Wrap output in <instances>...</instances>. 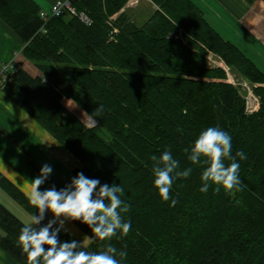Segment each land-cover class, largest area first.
I'll return each instance as SVG.
<instances>
[{
  "label": "trees",
  "instance_id": "obj_1",
  "mask_svg": "<svg viewBox=\"0 0 264 264\" xmlns=\"http://www.w3.org/2000/svg\"><path fill=\"white\" fill-rule=\"evenodd\" d=\"M152 1L159 9L138 25L123 10L128 0H74L91 24L77 15L44 21L35 0H0V19L25 43L23 55L41 73L34 77L14 65L2 89L80 160L75 176L82 172L124 189L121 199L130 209L121 215L131 223L128 234L93 237L83 250L98 253L111 244L127 253L117 256L121 264H264V72L193 0ZM178 26L185 42L171 36ZM207 51L257 84V112L246 113L239 88L227 83L224 69L208 65ZM64 97L96 123L87 126L64 106ZM100 105L103 111L95 112ZM208 127L231 136L234 156L246 154L237 157L242 191L217 193L214 185L200 191L206 165H193L184 149ZM165 150L179 161L178 171L192 169L189 177L174 179L169 201L154 187L150 159ZM0 187L38 214L1 172ZM172 199L178 201L174 207ZM49 220L46 213L41 225ZM75 222L93 236L87 224ZM25 225L0 202V247L19 264H28L18 246ZM58 239L81 243L65 228Z\"/></svg>",
  "mask_w": 264,
  "mask_h": 264
},
{
  "label": "clouds",
  "instance_id": "obj_2",
  "mask_svg": "<svg viewBox=\"0 0 264 264\" xmlns=\"http://www.w3.org/2000/svg\"><path fill=\"white\" fill-rule=\"evenodd\" d=\"M102 111L103 105L95 110L97 113ZM184 151L190 153L188 160L193 165H206L200 177L202 193H207L212 185L217 193L221 188L225 192L243 190L237 157L240 160L247 157L243 151L236 152L235 156L232 154V138L227 132L218 127H208L198 135L190 149L185 148ZM150 159L153 161L154 187L163 201H169L174 179L189 177L192 169L178 171L179 161L169 150L163 151L159 157L152 155ZM225 160L230 161L227 166ZM52 171L51 166L43 165L40 174L32 180V189L28 193L30 204L38 209V214L22 227L18 237V246L27 255L28 264H121L117 256L123 259L127 253L118 251L111 244L105 250L93 253L83 250L82 243L75 240L61 242L58 236L65 220L87 224L93 233L88 238L90 240L93 237L101 241L111 240L118 231L126 236L131 223L125 222L121 215L130 209V205L121 199L124 189L115 184L101 185L98 179H90L80 172L60 190L53 186L41 191V185ZM177 203L176 199L171 200V206ZM46 211L53 214V219L40 226Z\"/></svg>",
  "mask_w": 264,
  "mask_h": 264
},
{
  "label": "crops",
  "instance_id": "obj_3",
  "mask_svg": "<svg viewBox=\"0 0 264 264\" xmlns=\"http://www.w3.org/2000/svg\"><path fill=\"white\" fill-rule=\"evenodd\" d=\"M55 1L35 0L40 9L46 11L50 10ZM193 1L218 32L226 40L233 42L264 72V0ZM24 46L20 37L0 19V64L12 62L34 77L41 76L40 71L23 55ZM62 102L83 122L87 118L88 122L85 123L88 126L94 125L92 117L82 111L73 100L64 97ZM45 164L51 166L53 171L41 185V191L53 186L57 190L65 187L75 177L74 168L81 167L80 160L71 151L61 147L50 132L1 89L0 172L28 196L32 180L40 174V169ZM9 197L12 198L10 195ZM46 213L53 219L50 211ZM63 228L83 245L90 244V237L78 227L75 220H65ZM2 234L0 229V239ZM0 264L19 263L0 247Z\"/></svg>",
  "mask_w": 264,
  "mask_h": 264
},
{
  "label": "rangeland",
  "instance_id": "obj_4",
  "mask_svg": "<svg viewBox=\"0 0 264 264\" xmlns=\"http://www.w3.org/2000/svg\"><path fill=\"white\" fill-rule=\"evenodd\" d=\"M133 4H135V5H133ZM159 7L160 6L159 5L157 6V4L152 0H132V1L128 0L125 7L123 8V10H127L132 21H135V23H137L138 25H143L145 22L148 21V19L151 17V15L154 13V11L159 9ZM113 17H115V16H113ZM177 28H178V30H175L174 32H172L171 36H174L176 39H179V38L182 39L183 32H184L183 27L178 26ZM205 57H206L207 61H212V62L218 61V62H220L219 64H221L222 66H220L219 68L225 70L226 75H227L226 78L228 80H230L231 82H228L227 79H226V81L228 83H234V85L240 89L241 95L244 94V91L242 89V84H244L245 82L249 83L255 89L257 84H254L252 81H250L237 68L228 64V62L220 54H218L216 52H208L207 51V52H205ZM213 68H218V67H213ZM242 96H244V95H242ZM83 120L85 122H88L87 118L83 119ZM89 122H91L90 119H89ZM0 202H2L4 205L6 204L5 206H7V208H9L24 223H26V224L30 223L33 215L30 214L28 211H26L18 202H16L12 198H10L9 195L7 194V192L2 190L1 188H0ZM40 226H42V225H40Z\"/></svg>",
  "mask_w": 264,
  "mask_h": 264
},
{
  "label": "built area",
  "instance_id": "obj_5",
  "mask_svg": "<svg viewBox=\"0 0 264 264\" xmlns=\"http://www.w3.org/2000/svg\"><path fill=\"white\" fill-rule=\"evenodd\" d=\"M74 0H56L50 7V10H40V16L44 21H48L51 17H63L65 15H77L84 22L91 24V18L84 11H78L72 4ZM132 1V0H131ZM135 5V4H133ZM43 32L46 29L42 28ZM118 29H114L113 33H117ZM220 62L208 61L210 67H220ZM15 68L12 62L0 64V90L5 81L9 80L10 72ZM227 79V78H226ZM231 82L230 80H227ZM234 84V83H232ZM242 89L244 91V99L246 103V113L252 114L260 109L261 99L258 94L255 93L254 88L249 83L242 84Z\"/></svg>",
  "mask_w": 264,
  "mask_h": 264
},
{
  "label": "bare ground",
  "instance_id": "obj_6",
  "mask_svg": "<svg viewBox=\"0 0 264 264\" xmlns=\"http://www.w3.org/2000/svg\"><path fill=\"white\" fill-rule=\"evenodd\" d=\"M226 79V78H225ZM228 80V79H227ZM228 83V82H227ZM236 87V86H235ZM239 92H240V89H239ZM242 92V91H241ZM256 93V92H255ZM242 95H244V94H242ZM245 101V100H244Z\"/></svg>",
  "mask_w": 264,
  "mask_h": 264
}]
</instances>
